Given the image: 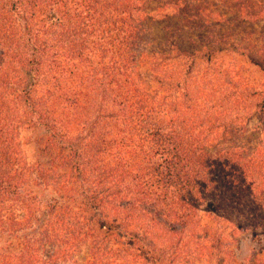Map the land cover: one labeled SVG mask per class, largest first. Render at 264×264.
<instances>
[{"label": "trees", "instance_id": "1", "mask_svg": "<svg viewBox=\"0 0 264 264\" xmlns=\"http://www.w3.org/2000/svg\"><path fill=\"white\" fill-rule=\"evenodd\" d=\"M192 1L0 0V235L14 238L0 264H75L88 243L91 264H124L129 247L144 260L158 227L186 229L207 201L238 232L264 233V145L233 143L241 118L214 111L217 86L196 100L183 89L184 103L148 88L180 84L174 44H153L146 24L201 21ZM26 129L46 164L28 162Z\"/></svg>", "mask_w": 264, "mask_h": 264}, {"label": "rangeland", "instance_id": "2", "mask_svg": "<svg viewBox=\"0 0 264 264\" xmlns=\"http://www.w3.org/2000/svg\"><path fill=\"white\" fill-rule=\"evenodd\" d=\"M197 8L204 10V17L201 21L190 19L189 27L175 18L169 23L158 20L146 24L153 44L159 47L165 39L174 44L172 60L166 64L172 65L171 84H180L179 88H170L148 82V88L184 103L183 89L197 91L196 100L199 88L217 86L213 104L218 106L214 111L226 118H241L235 126L237 130L231 133L236 134L233 143L248 147L264 145V0H193L192 14ZM213 11L218 15L206 17ZM166 25L171 27L170 32L164 31ZM194 50L201 52L193 57L181 54L182 51L191 54ZM247 89L251 92L247 93ZM37 136L31 129L23 130L19 136L22 149L30 164H46L48 159L39 151ZM222 145L230 144L224 141ZM75 182L73 179L65 184L75 190ZM66 191L58 194L37 189L43 200L51 204L53 199L67 203ZM191 219L192 225L186 229L178 223L176 231L158 227L156 251L144 260L134 258L138 255L136 249L125 248L124 264H138L135 261L140 264H264L261 230L249 228L238 232L236 222L225 217L210 201L200 205ZM216 237L225 242L214 241ZM13 240L7 234L0 235V247L5 250L7 242ZM71 260L75 264H91L90 244L82 245Z\"/></svg>", "mask_w": 264, "mask_h": 264}]
</instances>
